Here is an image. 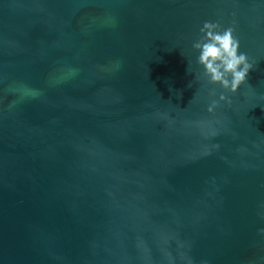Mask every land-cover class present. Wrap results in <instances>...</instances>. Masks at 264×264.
<instances>
[{
    "label": "water",
    "instance_id": "1",
    "mask_svg": "<svg viewBox=\"0 0 264 264\" xmlns=\"http://www.w3.org/2000/svg\"><path fill=\"white\" fill-rule=\"evenodd\" d=\"M261 229L264 0H0V264H264Z\"/></svg>",
    "mask_w": 264,
    "mask_h": 264
},
{
    "label": "clouds",
    "instance_id": "2",
    "mask_svg": "<svg viewBox=\"0 0 264 264\" xmlns=\"http://www.w3.org/2000/svg\"><path fill=\"white\" fill-rule=\"evenodd\" d=\"M220 28L217 22L204 21L199 30L203 36L192 47L199 50L197 60L209 82L235 92L245 80L251 65L245 53L238 54L239 40L233 35L234 29L227 27L221 31ZM219 99L225 100L226 97L221 94ZM217 103L212 101L208 110L212 111ZM260 231L264 232V229Z\"/></svg>",
    "mask_w": 264,
    "mask_h": 264
}]
</instances>
